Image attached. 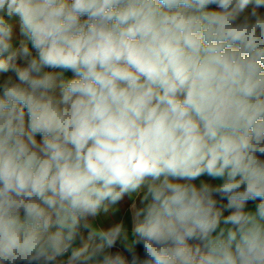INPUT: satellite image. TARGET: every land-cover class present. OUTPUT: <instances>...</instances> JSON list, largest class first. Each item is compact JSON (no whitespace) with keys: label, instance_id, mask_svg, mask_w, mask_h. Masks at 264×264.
Returning <instances> with one entry per match:
<instances>
[{"label":"clouds","instance_id":"clouds-1","mask_svg":"<svg viewBox=\"0 0 264 264\" xmlns=\"http://www.w3.org/2000/svg\"><path fill=\"white\" fill-rule=\"evenodd\" d=\"M261 9L0 0V264H264Z\"/></svg>","mask_w":264,"mask_h":264},{"label":"crops","instance_id":"crops-1","mask_svg":"<svg viewBox=\"0 0 264 264\" xmlns=\"http://www.w3.org/2000/svg\"><path fill=\"white\" fill-rule=\"evenodd\" d=\"M14 46H19V43L22 39H24L20 33L18 26L16 27L14 31ZM29 47L31 48V45L29 44ZM35 55V51H32ZM17 64L20 66H23V61L18 60ZM11 77L12 79H16V74L13 71H9L8 73H0V83H2L4 80ZM73 78V74L71 72H65L64 73V79H71ZM59 90L57 89V92ZM42 137L38 134L37 140L40 141ZM202 180H209L208 177H201ZM212 183H216L217 181H211ZM141 199H142V192L139 194H133L131 197L128 195H125L124 198L119 201L116 205L112 206L107 213L101 212L99 216H97L92 222L94 225L107 228L111 225L123 222L128 230V241L127 242H118L117 246L111 249L113 253L119 252L123 254L125 249V243H131L133 239H135L134 234L132 232L133 227V220H132V205L135 204L137 208L141 207ZM257 202L249 203L248 208L250 210H255ZM225 215H227V212H225ZM85 235L87 233L85 232Z\"/></svg>","mask_w":264,"mask_h":264},{"label":"trees","instance_id":"trees-1","mask_svg":"<svg viewBox=\"0 0 264 264\" xmlns=\"http://www.w3.org/2000/svg\"><path fill=\"white\" fill-rule=\"evenodd\" d=\"M226 203H227L226 200H221V201L218 203V207H221V206L225 205ZM249 203H253V202H249ZM249 203H248V204H249ZM137 251H138V253H139L140 255H143V250H142V247H141V246L137 245ZM123 255L130 259V255H129V253H128L126 250H124Z\"/></svg>","mask_w":264,"mask_h":264},{"label":"built area","instance_id":"built-area-1","mask_svg":"<svg viewBox=\"0 0 264 264\" xmlns=\"http://www.w3.org/2000/svg\"><path fill=\"white\" fill-rule=\"evenodd\" d=\"M32 51H35L34 49H32Z\"/></svg>","mask_w":264,"mask_h":264},{"label":"rangeland","instance_id":"rangeland-1","mask_svg":"<svg viewBox=\"0 0 264 264\" xmlns=\"http://www.w3.org/2000/svg\"><path fill=\"white\" fill-rule=\"evenodd\" d=\"M262 11H264V9H261Z\"/></svg>","mask_w":264,"mask_h":264}]
</instances>
